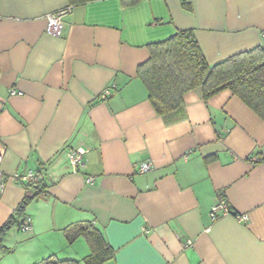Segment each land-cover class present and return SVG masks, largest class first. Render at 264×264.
Listing matches in <instances>:
<instances>
[{
  "label": "crops",
  "instance_id": "crops-1",
  "mask_svg": "<svg viewBox=\"0 0 264 264\" xmlns=\"http://www.w3.org/2000/svg\"><path fill=\"white\" fill-rule=\"evenodd\" d=\"M67 8L62 36L47 34L46 16ZM181 29L209 64L264 48V0H0V225L33 194L13 174L46 185L0 264L81 260L87 243L63 233L80 221L113 248L104 264H264V121L229 90L206 101L191 90L167 124L137 77L148 45ZM221 200L228 211L213 218Z\"/></svg>",
  "mask_w": 264,
  "mask_h": 264
},
{
  "label": "trees",
  "instance_id": "trees-1",
  "mask_svg": "<svg viewBox=\"0 0 264 264\" xmlns=\"http://www.w3.org/2000/svg\"><path fill=\"white\" fill-rule=\"evenodd\" d=\"M101 0H68L69 6L83 5ZM139 0H120L122 6H132ZM147 61L136 69L137 77L145 87L147 99L155 113L167 124L182 118L183 96L199 90L201 98H208L222 90H229L264 121V48L257 46L235 53L224 60L209 64L191 29L177 30L172 36L148 45ZM213 155L205 157L208 161ZM36 182H28L33 190L24 197L9 218L0 225V251L10 250L3 240L10 230L20 229L24 209L28 203L45 191L39 172ZM67 243L81 237L89 247V254L79 259L45 257L33 264H104L114 259L115 252L101 232L89 221L71 223L63 229Z\"/></svg>",
  "mask_w": 264,
  "mask_h": 264
},
{
  "label": "built area",
  "instance_id": "built-area-1",
  "mask_svg": "<svg viewBox=\"0 0 264 264\" xmlns=\"http://www.w3.org/2000/svg\"><path fill=\"white\" fill-rule=\"evenodd\" d=\"M69 8L59 11V12H54L50 13L46 16V26H45V31L47 34L53 36V37H61L63 30H64V24L62 21V17L65 13H67L66 10ZM108 92V91H107ZM11 95H14L17 93L16 90L11 89L9 91ZM20 94V93H17ZM86 152L85 149L82 148H76V149H71L68 153V158L70 165L72 169L75 171L79 167L83 165V155ZM1 158H2V148L0 147V164H1ZM151 169V164L150 163H141L136 172L137 173H145ZM13 180L20 184L23 185L24 187L28 182H36L38 180V176L35 171H27L26 173H15L13 174ZM87 181H91V177L87 178ZM2 182H3V172L0 169V191L2 189ZM26 188V187H25ZM218 210H222L224 213L228 211V204L225 200H221L220 203H215L211 207V216L215 218L217 215ZM20 230L24 233L28 232L30 230V223L27 218L24 219L22 225L20 226ZM190 244L189 240H186L185 245Z\"/></svg>",
  "mask_w": 264,
  "mask_h": 264
}]
</instances>
